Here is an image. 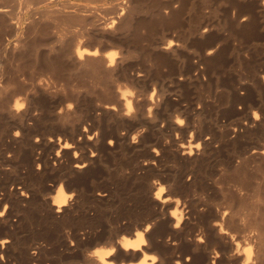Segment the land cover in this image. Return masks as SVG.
<instances>
[{
  "label": "bare ground",
  "instance_id": "1",
  "mask_svg": "<svg viewBox=\"0 0 264 264\" xmlns=\"http://www.w3.org/2000/svg\"><path fill=\"white\" fill-rule=\"evenodd\" d=\"M27 1L0 0V264H264V0Z\"/></svg>",
  "mask_w": 264,
  "mask_h": 264
},
{
  "label": "clouds",
  "instance_id": "2",
  "mask_svg": "<svg viewBox=\"0 0 264 264\" xmlns=\"http://www.w3.org/2000/svg\"><path fill=\"white\" fill-rule=\"evenodd\" d=\"M110 55H111V56H115L116 53H115V52H111ZM13 103H14V107H15L17 110H19V109H21V108L23 107V104L19 103L18 101H14ZM69 105H71V107H73L72 104H68V107H69ZM71 107H70V108H71ZM255 115H256V114L254 113V116H255ZM256 118L258 119L259 117L256 116ZM177 123L180 124V125H183L184 121H183L182 119L177 118ZM15 135L18 136V135H19V132L15 133ZM121 135H123V133H121ZM92 138H93L92 136H89V137H88V140H92ZM38 139H39V138H37V140H38ZM131 139H132L133 142H135V141H136V135L133 134V135L131 136ZM112 143H113L112 139L109 138V139L107 140V144H108V145H111ZM64 146H65V147H71V145H67V144L64 145ZM196 147L199 148L200 145H199V144H196ZM153 151H155V149H153ZM189 154H191V153H189ZM56 155H57V156L60 155L59 151H57ZM73 155L75 156V155H77V154H76V153H73ZM95 155H96L95 152H93V153H92V156H95ZM53 163L55 164V161H53ZM74 166L77 167V168L82 167L81 165H74ZM84 166H86V165H84ZM39 167H40V166H39V164H38V165H37V169H39ZM57 188H59V191L57 192L56 199L53 201V203L56 204V205H66L67 202H68V200H70V199L72 198V196L74 195V193H71V194H67V195H66L65 192H64V189H63V186H62V185H57ZM160 191L163 192L164 189L161 188ZM158 194H159V193H157V195H158ZM6 207H7V205H5V208H6ZM59 211H60V208L57 207V212H59ZM3 215H4V213H3L2 211H0V216H3ZM171 215H173V216L175 217L176 214L173 212V213H171ZM179 226H180V225H179L178 222L174 225V227H177V228H178ZM149 227H150V226H149ZM145 230H147V227H146ZM135 236H136L135 241H131V242H130V241H127V240L124 241V243L122 244V247L124 248L125 251H127V249H128L129 247L139 248L140 245H145V244H146V240L141 236V234H140L139 232L135 233ZM81 237L83 238V232H81ZM6 242H7V241H0V246H2V245H3L4 243H6ZM73 243H74V242H73ZM237 249H239V245H237ZM110 251H111V252H114L115 249L113 248V249H111ZM243 251H244V253H246L247 257L250 259L251 255H252V250H251V248H250V247L244 248ZM90 254H91V253H90ZM109 254H110V253L106 252V253L103 254V256H107V255H109ZM103 256L101 257V259H103ZM3 259H4L3 255L0 254V260H3ZM138 264H144V260H143V259L139 260ZM244 264H247V261H245Z\"/></svg>",
  "mask_w": 264,
  "mask_h": 264
},
{
  "label": "rangeland",
  "instance_id": "3",
  "mask_svg": "<svg viewBox=\"0 0 264 264\" xmlns=\"http://www.w3.org/2000/svg\"><path fill=\"white\" fill-rule=\"evenodd\" d=\"M3 2L4 1H6L7 3H11L12 1H14V0H2ZM17 1V2H16ZM16 1H14V2H12L10 5L9 4H7L6 2H4V3H6L7 5H9V7H12V8H14L15 6V9L16 10H22V12L24 11V12H27L28 10H30V8H32L33 6H35L33 3H28V1H27V3L25 2V0H16ZM19 1H21V2H19ZM25 2V3H24ZM13 4V5H12ZM24 5V7H23V5ZM33 5V6H32ZM27 7H29V8H27ZM27 8V9H26ZM25 9V10H24ZM75 26V27H74ZM75 29H74V28ZM80 28V24H73V26H72V28H73V30H77V29H79ZM54 30H55V28H54ZM53 30V31H54ZM55 32V31H54ZM12 38L10 37L9 38V40H11ZM223 116H224V118H228V119H234L235 117H236V115H234L233 113H231V111L228 109L227 110V107L226 106H224V108H223ZM225 112V113H224ZM249 199H252V198H249ZM249 199L247 198V200H248V202H250V201H252V200H250L249 201Z\"/></svg>",
  "mask_w": 264,
  "mask_h": 264
},
{
  "label": "snow or ice",
  "instance_id": "4",
  "mask_svg": "<svg viewBox=\"0 0 264 264\" xmlns=\"http://www.w3.org/2000/svg\"><path fill=\"white\" fill-rule=\"evenodd\" d=\"M71 107V105H69V108Z\"/></svg>",
  "mask_w": 264,
  "mask_h": 264
}]
</instances>
